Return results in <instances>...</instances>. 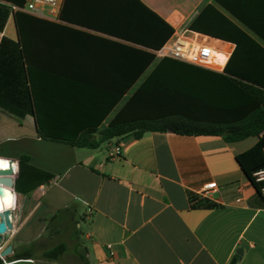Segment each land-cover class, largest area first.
<instances>
[{
  "label": "crops",
  "instance_id": "1",
  "mask_svg": "<svg viewBox=\"0 0 264 264\" xmlns=\"http://www.w3.org/2000/svg\"><path fill=\"white\" fill-rule=\"evenodd\" d=\"M141 4L175 28L164 45L193 31L207 4L247 28L217 0H62L59 21L28 14L19 22L15 4L0 0V156L29 155L53 174L26 193L15 184L4 246L34 256L0 255V264H264V200L237 160L257 136L150 131L97 148L42 137L94 126L97 135L144 85L152 103L234 114L224 68L235 44L193 31L220 53L218 69L160 57L132 39L155 31ZM212 181L217 188L199 195ZM59 242L68 248L58 259L43 256Z\"/></svg>",
  "mask_w": 264,
  "mask_h": 264
},
{
  "label": "trees",
  "instance_id": "2",
  "mask_svg": "<svg viewBox=\"0 0 264 264\" xmlns=\"http://www.w3.org/2000/svg\"><path fill=\"white\" fill-rule=\"evenodd\" d=\"M16 6H24L26 0H8ZM230 11L247 28L231 19L213 4H207L194 19L190 29L211 37L230 41L235 49L224 68L225 79L231 86V98L234 100V114L230 117L213 118L196 110L181 109V104L152 103L145 95L147 85L141 86L125 103L123 108L101 129L98 126L88 132L74 137L42 135L47 139L63 141L76 146L97 148L113 138L132 134L142 137L150 131H172L185 135H222L228 141H237L250 136H257V143L250 149L237 155V160L252 181L263 200L261 187L254 173L264 169V0H217ZM142 8L154 19L155 31L150 39L132 37L153 49H160L175 32V28L156 12L141 4ZM29 13L17 10L16 18ZM152 23V22H151ZM151 58L153 55H150ZM129 89L125 87V92ZM120 97V94H119ZM227 132V134H224ZM24 174L16 182L18 191L26 193L33 187L47 183L53 174L30 164L29 155H21ZM36 178L39 182L28 186L29 180ZM68 246L65 242L47 247L43 256L58 259ZM34 252L28 248L22 252L8 255V258H32ZM237 257L232 260L235 264Z\"/></svg>",
  "mask_w": 264,
  "mask_h": 264
},
{
  "label": "built area",
  "instance_id": "3",
  "mask_svg": "<svg viewBox=\"0 0 264 264\" xmlns=\"http://www.w3.org/2000/svg\"><path fill=\"white\" fill-rule=\"evenodd\" d=\"M15 9L49 20L59 21L62 0H26L24 6L15 5ZM199 38L200 36L193 31L175 33L171 41L158 49L157 55L160 57H171L205 68H220L221 65L215 60V56L220 53H218L211 42H202ZM254 177L258 182L264 181V169L256 171ZM216 188L217 182L212 181L205 184L198 191V194L207 197ZM261 193L264 197V185L261 187Z\"/></svg>",
  "mask_w": 264,
  "mask_h": 264
},
{
  "label": "water",
  "instance_id": "4",
  "mask_svg": "<svg viewBox=\"0 0 264 264\" xmlns=\"http://www.w3.org/2000/svg\"><path fill=\"white\" fill-rule=\"evenodd\" d=\"M224 134H227V132H224ZM5 160L9 162V165L7 167H0V195L7 196L8 198H10L13 201V204L5 209V214L8 213L10 215V219H11L10 227L6 230H3L0 225V255L1 256H7L12 251V246L11 245L4 246V243L8 240L10 236L9 231L13 227L12 206L16 203L14 187L16 182H20L22 180V175H23V162L21 159L0 156V161H5ZM7 224H9L8 221ZM238 254L240 255L242 254L241 249L238 250Z\"/></svg>",
  "mask_w": 264,
  "mask_h": 264
},
{
  "label": "bare ground",
  "instance_id": "5",
  "mask_svg": "<svg viewBox=\"0 0 264 264\" xmlns=\"http://www.w3.org/2000/svg\"><path fill=\"white\" fill-rule=\"evenodd\" d=\"M12 204L13 201L10 198L0 195V225L2 229H4V221H8L10 224V215L8 213L5 214V209Z\"/></svg>",
  "mask_w": 264,
  "mask_h": 264
},
{
  "label": "snow or ice",
  "instance_id": "6",
  "mask_svg": "<svg viewBox=\"0 0 264 264\" xmlns=\"http://www.w3.org/2000/svg\"><path fill=\"white\" fill-rule=\"evenodd\" d=\"M6 162H0V167H6Z\"/></svg>",
  "mask_w": 264,
  "mask_h": 264
},
{
  "label": "rangeland",
  "instance_id": "7",
  "mask_svg": "<svg viewBox=\"0 0 264 264\" xmlns=\"http://www.w3.org/2000/svg\"><path fill=\"white\" fill-rule=\"evenodd\" d=\"M56 236H58V234H56Z\"/></svg>",
  "mask_w": 264,
  "mask_h": 264
}]
</instances>
